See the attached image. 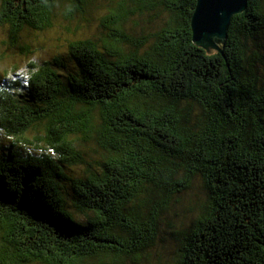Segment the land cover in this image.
<instances>
[{"label":"trees","instance_id":"1","mask_svg":"<svg viewBox=\"0 0 264 264\" xmlns=\"http://www.w3.org/2000/svg\"><path fill=\"white\" fill-rule=\"evenodd\" d=\"M93 1L0 0V30L27 58L24 35L77 30ZM104 1L70 64L27 62V95L0 74V264H264V0L219 51L192 41L196 0ZM196 187L175 259H154Z\"/></svg>","mask_w":264,"mask_h":264},{"label":"rangeland","instance_id":"2","mask_svg":"<svg viewBox=\"0 0 264 264\" xmlns=\"http://www.w3.org/2000/svg\"><path fill=\"white\" fill-rule=\"evenodd\" d=\"M107 1L95 0L90 8V13L85 16L88 22H80V26L75 30L73 23L69 24L62 18L54 20V27L44 32H32L29 35L23 36V42L31 45V54L27 58L19 52L18 49H12L10 46V37L5 30H0V74H6L12 77L11 81H4L3 84L18 81L20 86L17 87L19 93L27 95L28 90L25 86L27 79H25L26 64L27 62H45L51 60L54 56H60L64 62H69V40L80 37H99L105 32L102 22L99 20L104 14L105 9H108L106 5ZM62 16V14H60ZM66 28H71V31H67ZM75 30V31H74ZM71 66L69 65V68ZM63 74L67 71L59 69ZM71 71V70H70ZM3 79L1 80L2 84ZM7 137L0 135V143L7 142ZM194 185V184H193ZM179 203H174L173 209L166 215V221L168 224L171 221L174 225L169 230L167 226L162 224L160 237L156 242L154 251L156 256L162 260L171 258L174 260L177 252L180 249V241L177 236L172 239V233L169 231L185 230L190 226L194 212H197V206L202 199L204 200L202 191L198 187L186 194L181 195ZM193 206V207H192ZM192 207V208H191ZM191 208V209H190ZM144 264H156L154 262H144Z\"/></svg>","mask_w":264,"mask_h":264},{"label":"water","instance_id":"3","mask_svg":"<svg viewBox=\"0 0 264 264\" xmlns=\"http://www.w3.org/2000/svg\"><path fill=\"white\" fill-rule=\"evenodd\" d=\"M248 0H196L190 20L193 43L202 49L219 51L234 15L242 13Z\"/></svg>","mask_w":264,"mask_h":264},{"label":"bare ground","instance_id":"4","mask_svg":"<svg viewBox=\"0 0 264 264\" xmlns=\"http://www.w3.org/2000/svg\"><path fill=\"white\" fill-rule=\"evenodd\" d=\"M130 30V29H129ZM124 38V37H123Z\"/></svg>","mask_w":264,"mask_h":264}]
</instances>
